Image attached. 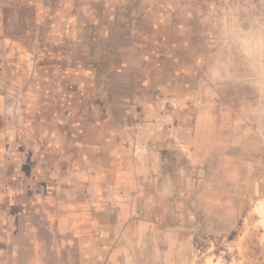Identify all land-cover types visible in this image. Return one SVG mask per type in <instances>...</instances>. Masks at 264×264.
I'll return each mask as SVG.
<instances>
[{
    "label": "crops",
    "instance_id": "obj_1",
    "mask_svg": "<svg viewBox=\"0 0 264 264\" xmlns=\"http://www.w3.org/2000/svg\"><path fill=\"white\" fill-rule=\"evenodd\" d=\"M132 1L0 0V264H159L264 196L186 24Z\"/></svg>",
    "mask_w": 264,
    "mask_h": 264
},
{
    "label": "rangeland",
    "instance_id": "obj_2",
    "mask_svg": "<svg viewBox=\"0 0 264 264\" xmlns=\"http://www.w3.org/2000/svg\"><path fill=\"white\" fill-rule=\"evenodd\" d=\"M132 2L157 6L179 27L186 24L173 29V37L189 41L188 51H201L195 87L227 123V134L240 137L238 147L264 165V0ZM260 202L264 206V196L252 207ZM254 208L225 236L208 234L196 216L186 224L194 231L193 244L164 250L159 264H264V217Z\"/></svg>",
    "mask_w": 264,
    "mask_h": 264
},
{
    "label": "bare ground",
    "instance_id": "obj_3",
    "mask_svg": "<svg viewBox=\"0 0 264 264\" xmlns=\"http://www.w3.org/2000/svg\"><path fill=\"white\" fill-rule=\"evenodd\" d=\"M254 212L264 217V206L262 202L257 204V206L254 208Z\"/></svg>",
    "mask_w": 264,
    "mask_h": 264
}]
</instances>
